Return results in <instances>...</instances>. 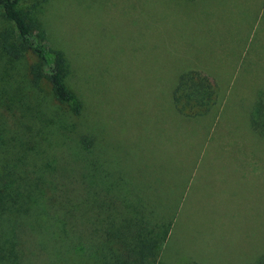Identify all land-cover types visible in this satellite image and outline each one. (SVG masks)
<instances>
[{"label":"rangeland","instance_id":"1","mask_svg":"<svg viewBox=\"0 0 264 264\" xmlns=\"http://www.w3.org/2000/svg\"><path fill=\"white\" fill-rule=\"evenodd\" d=\"M19 2L64 53L66 82L83 104L73 116L47 80L31 85L32 54L14 62L0 51V173L21 150L41 167L38 195H25L26 226L14 234L22 264L85 258L62 261L67 210L45 198L48 188L71 189L66 172L94 185L103 173L123 216L162 230L149 264H254L264 255V139L251 127L264 92V0ZM10 28L0 7V33ZM188 71L216 81L204 117L174 107ZM114 247L107 241L105 252Z\"/></svg>","mask_w":264,"mask_h":264},{"label":"trees","instance_id":"2","mask_svg":"<svg viewBox=\"0 0 264 264\" xmlns=\"http://www.w3.org/2000/svg\"><path fill=\"white\" fill-rule=\"evenodd\" d=\"M0 7L6 20L14 26L13 29L1 31L0 51L14 62L32 54L37 61L29 71L31 85L38 87L43 80H47L56 99L68 105L73 116H80L83 104L66 82L69 64L64 53L47 44L45 28L37 17H31L30 12L20 9L19 0H0ZM172 96L174 107L180 115L191 119L204 117L217 103V84L214 78L202 71H188L180 75ZM255 107L251 127L264 139V92L260 94ZM34 157L32 150H21L9 158L8 166H4V172L0 173V264H22L21 247L17 239L14 241V234L27 223L25 195L36 196L39 193L36 185L41 167ZM101 175L100 184L94 185L87 180L85 173L77 179L66 172L65 177L71 184L69 191L47 189L46 200L48 198L55 204H61L67 210L60 237L57 232L51 234V237L57 235L58 242L66 245L58 255H67L62 261L69 262L73 252L85 257L83 261L74 260L73 264H91L94 260L98 264H149L150 260L155 261V247L161 239L162 230H151L154 222L145 216L134 221L123 216L125 213L115 199L113 187L109 185L104 188V175ZM127 210L135 216L136 210L132 204L128 205ZM159 222L154 227L167 228L173 221L170 224L160 222L162 225ZM127 238L134 242L132 248L126 245ZM50 239V236L42 237L43 243L49 240L46 242L50 244ZM107 241L115 245L111 253L105 252ZM254 264H264V255Z\"/></svg>","mask_w":264,"mask_h":264}]
</instances>
